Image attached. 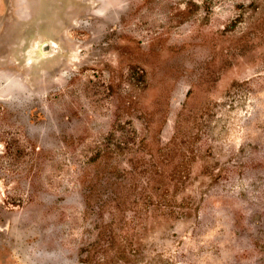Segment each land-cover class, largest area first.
<instances>
[{"label":"rangeland","instance_id":"1","mask_svg":"<svg viewBox=\"0 0 264 264\" xmlns=\"http://www.w3.org/2000/svg\"><path fill=\"white\" fill-rule=\"evenodd\" d=\"M0 82V264H264V0H0Z\"/></svg>","mask_w":264,"mask_h":264},{"label":"water","instance_id":"2","mask_svg":"<svg viewBox=\"0 0 264 264\" xmlns=\"http://www.w3.org/2000/svg\"><path fill=\"white\" fill-rule=\"evenodd\" d=\"M51 49V45L49 42H45L41 46L42 52H48Z\"/></svg>","mask_w":264,"mask_h":264},{"label":"bare ground","instance_id":"3","mask_svg":"<svg viewBox=\"0 0 264 264\" xmlns=\"http://www.w3.org/2000/svg\"><path fill=\"white\" fill-rule=\"evenodd\" d=\"M114 15H115V14H114ZM69 17H70V16H69ZM6 82H7V81H6ZM10 82H11V81H10ZM0 83H1V82H0ZM11 83H12V82H11ZM8 84H9V83H8ZM0 85H2V84H0ZM4 91H5V90H4ZM15 91H16V90H15ZM13 92H14V91H13ZM15 101L17 102V100H15ZM15 101H14V102H15ZM18 101H19V100H18Z\"/></svg>","mask_w":264,"mask_h":264},{"label":"flooded vegetation","instance_id":"4","mask_svg":"<svg viewBox=\"0 0 264 264\" xmlns=\"http://www.w3.org/2000/svg\"><path fill=\"white\" fill-rule=\"evenodd\" d=\"M6 80V79H5ZM10 81V80H9ZM7 83V82H6ZM13 83V82H12ZM2 88V87H1Z\"/></svg>","mask_w":264,"mask_h":264}]
</instances>
